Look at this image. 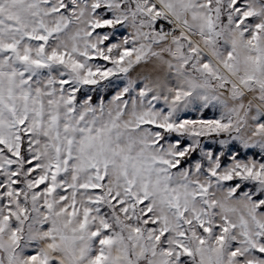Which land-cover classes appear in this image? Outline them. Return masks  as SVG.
I'll list each match as a JSON object with an SVG mask.
<instances>
[{"label": "snow or ice", "instance_id": "snow-or-ice-1", "mask_svg": "<svg viewBox=\"0 0 264 264\" xmlns=\"http://www.w3.org/2000/svg\"><path fill=\"white\" fill-rule=\"evenodd\" d=\"M0 264H264V0H0Z\"/></svg>", "mask_w": 264, "mask_h": 264}]
</instances>
